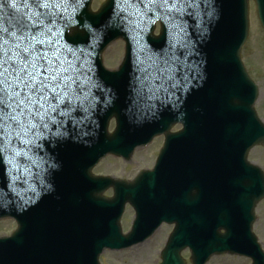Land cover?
<instances>
[{
	"label": "water",
	"instance_id": "1",
	"mask_svg": "<svg viewBox=\"0 0 264 264\" xmlns=\"http://www.w3.org/2000/svg\"><path fill=\"white\" fill-rule=\"evenodd\" d=\"M247 1L213 0L219 15L226 16L231 25L230 36L226 37L229 41L224 45L223 53L218 55L219 58L209 63L214 66L212 77H206V73L196 71L193 75H202L204 79L196 84V87H190V91L192 95L204 96L215 93V88L225 92L221 97L220 107L215 109L229 122L228 147L223 151V157L215 152L217 149L214 154L210 153L201 141L202 132L195 127L188 129L189 143L194 141L196 144L195 147L188 146V174L191 183L186 184L183 191L185 196L181 191L185 163L176 152L172 153L168 162V155L161 161L160 173L164 174L162 180L166 183H160L166 184L168 196L166 201L160 204H157L161 200L157 194L160 185L156 184L154 172H141L132 182H124L92 177L89 171L85 172L83 168L80 173L69 177L56 191L44 195L35 205L29 204L19 211L24 225L6 245L4 244L5 246H0V253L17 249L24 251L28 264L32 260L36 261L32 257H36L37 253L42 255L43 264H65L66 261H59L60 257H68L73 251L74 257H77L80 250L86 247L88 264H97V254L103 247L129 245L135 242L134 237L142 235L138 233L148 230L145 235L149 234L156 219L159 220L158 223L165 219L175 222L176 226L162 253L161 264H184L179 251L185 246H189L191 250L192 264H204L212 254L223 252L249 255L253 260L252 264H264V255L251 233L254 206L264 196V176L258 167L250 165L245 159L249 148L255 144L264 145V125L252 109L257 88L249 81L239 61V48L245 40L248 28ZM254 1L259 21L264 27V0ZM104 7V12H107L110 1ZM86 17L90 18L89 15ZM217 28L215 27L209 35L212 39H215ZM65 39L69 40L67 37ZM206 44L205 41L201 42V46ZM107 78L112 79L109 76ZM95 96L100 103V96ZM98 117L103 130L105 116ZM197 135L200 137L195 139ZM102 137L103 149L106 139L108 149L116 151L111 146L114 144V138L105 135V131ZM203 138L206 139L207 136ZM197 151L199 152L196 153ZM96 152H99V149ZM96 152L88 153L89 157L93 154L88 160L94 162L105 150L99 155ZM84 178L92 183V187L86 191L82 188L85 186ZM81 179L82 183L79 185ZM75 185L74 205L70 207L69 214V220L75 222V226L64 239L54 238L59 246L57 256L53 249L54 244L49 243L51 238L40 241L34 236V229L41 218L39 212L47 201L54 199L61 189L70 186L73 188ZM108 186H113L114 189L111 199L100 195ZM197 193L200 194V199L197 200L198 206H202L200 209L195 204ZM126 201L135 208L137 216L131 232L123 236L120 234L118 220ZM89 202L90 207L99 214V221L93 222L84 215ZM54 216L59 218V212L55 211ZM220 229H224V233H220ZM0 264L6 263L0 260Z\"/></svg>",
	"mask_w": 264,
	"mask_h": 264
},
{
	"label": "snow or ice",
	"instance_id": "2",
	"mask_svg": "<svg viewBox=\"0 0 264 264\" xmlns=\"http://www.w3.org/2000/svg\"><path fill=\"white\" fill-rule=\"evenodd\" d=\"M148 2L159 5L163 14L192 17L191 8L200 0ZM54 4L58 6V0H9V6L15 11L27 10V22L18 29L3 27V15H0V135L7 128H27L34 138L44 139L51 132L52 124L59 132L60 122L54 114L64 116L66 109L61 106L66 101L70 105L75 89L82 87L78 84L83 73L82 65L77 67L51 39L58 20L62 18L55 11ZM4 7L5 0H0V10ZM152 73V69H144L141 90L147 87L151 92L153 87L163 88V82L154 84L157 79L163 81V76H153ZM15 155L19 156L20 152ZM26 170L24 167L18 169L21 175Z\"/></svg>",
	"mask_w": 264,
	"mask_h": 264
},
{
	"label": "rangeland",
	"instance_id": "3",
	"mask_svg": "<svg viewBox=\"0 0 264 264\" xmlns=\"http://www.w3.org/2000/svg\"><path fill=\"white\" fill-rule=\"evenodd\" d=\"M103 0H93L91 8L96 10ZM249 28L247 38L240 51L241 62L250 77L258 87V97L254 104L257 116L264 123V30L259 25L253 1L249 2ZM122 56V43L120 40L112 42L102 52V64L106 69H115ZM114 123H109V131ZM162 137L155 138L146 148H137L130 159L123 161L113 156H105L92 169L95 175L111 176L117 179L131 180L140 170L152 168L156 152L160 149ZM247 160L261 168L264 173V146H254L247 154ZM111 189L104 192L110 196ZM134 217L133 210L127 205L120 220L123 233H126ZM255 221L252 232L257 237L264 251V199L255 208ZM2 224H0V227ZM11 224L0 228V236L8 235L13 230ZM172 225L162 224L145 242L148 251H134L132 247L120 251L104 250L99 256V264H159V252L165 242ZM136 246V245H135ZM134 247V246H133ZM186 264H190L189 251L181 252ZM245 257L233 255H217L211 257L205 264H250Z\"/></svg>",
	"mask_w": 264,
	"mask_h": 264
},
{
	"label": "bare ground",
	"instance_id": "4",
	"mask_svg": "<svg viewBox=\"0 0 264 264\" xmlns=\"http://www.w3.org/2000/svg\"><path fill=\"white\" fill-rule=\"evenodd\" d=\"M132 249L134 251L138 250L139 252H141V251L143 252V251H148L149 250L145 243L136 245V246L132 247Z\"/></svg>",
	"mask_w": 264,
	"mask_h": 264
}]
</instances>
